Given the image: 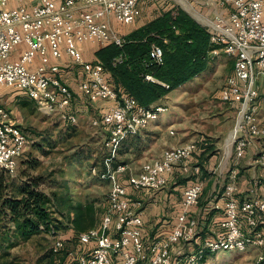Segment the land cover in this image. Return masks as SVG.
I'll return each instance as SVG.
<instances>
[{"label": "built area", "instance_id": "obj_1", "mask_svg": "<svg viewBox=\"0 0 264 264\" xmlns=\"http://www.w3.org/2000/svg\"><path fill=\"white\" fill-rule=\"evenodd\" d=\"M140 0H0V86L22 92L45 115H56L67 125L77 117L71 112L73 93L58 77L60 60L68 56L82 69L77 91L89 102L109 101L91 124L102 128L106 137L102 146L107 161L115 158L121 141L145 129L166 113V103L149 107L139 105L127 94H118L108 83L100 63L85 61L79 45L97 48L106 44L120 47L124 37L111 28L109 17L123 25L133 24L141 15ZM227 7L225 16H217L209 27L210 42L232 63L220 92V100L234 109L232 143L236 157L255 141L262 140L264 125L257 115V79H264V9L262 0H220ZM159 46L152 45L149 58L161 62ZM119 61V59H117ZM148 81L152 77L145 75ZM172 134V130H169ZM26 135L0 109V169L15 174L26 149ZM201 142H187L164 148L160 155L144 162L139 170L119 163L101 176L109 183L106 209L96 227L76 234V248L68 253L71 264H176L173 248L191 243L198 237L199 222L192 214L202 192L199 180L183 191L181 210L165 238L145 244L142 237V203L131 192H154L167 185L175 170L197 173L192 158ZM264 159V151L260 152ZM236 171L219 195L223 202L222 220L213 235L200 237L197 247L188 252L186 264H198L207 253L222 250L239 252L264 247V183L254 179L247 196L237 197ZM215 208H218L215 206ZM87 245H91L87 248ZM63 242L56 238L52 252L57 254ZM258 252L256 264L263 260Z\"/></svg>", "mask_w": 264, "mask_h": 264}, {"label": "rangeland", "instance_id": "obj_2", "mask_svg": "<svg viewBox=\"0 0 264 264\" xmlns=\"http://www.w3.org/2000/svg\"><path fill=\"white\" fill-rule=\"evenodd\" d=\"M183 1L186 4L193 2V0ZM164 6L166 7V3ZM181 7L179 3V8ZM185 7L187 8L186 5ZM187 14L192 17L189 13ZM192 19L210 29L211 24L206 25L203 21L193 17ZM109 22L112 29L124 35L148 21L143 18L126 26L116 22L113 17H109ZM93 48L96 46L91 47V51ZM231 66V60L219 52L210 57L204 72L186 85L169 92L166 98L168 109L157 119L159 121L161 117L171 114L166 120V132L170 129L172 134L166 133L167 136L183 137L188 142H204L209 146L207 152L210 154L217 146L221 160L235 156L229 136L233 131L236 114L233 108L219 98ZM257 82L258 88L260 86L258 99L260 98L264 103V79L258 78ZM15 98L17 102L13 106L0 105V107L10 116L13 123L20 126L26 135L27 143L15 174L6 175L0 170V178H4V190L1 195L14 196L30 177L43 176L40 186L43 192L47 195L52 192L62 195L68 200V204L81 203L89 206L93 223L87 229L96 227L106 209L105 196L109 189L108 181L101 175L119 163L128 164L134 168L139 167L138 162L140 163L143 150L138 148V144L136 146L137 142H132L133 135H131L121 141L115 158L107 161L108 153L102 146L106 133L102 128L91 124V120L98 117L99 109L86 100L79 103L76 109L73 105L71 106V112L76 115L77 121L73 125H67L56 115H45L40 112L35 103L24 96L16 94ZM245 167L242 165L240 169H237L242 172ZM186 175H188L187 178L196 177L192 173H186ZM219 195L220 193L218 198ZM205 196L206 193L200 194L197 206L201 205ZM51 210L54 216L62 221L61 228L54 232L28 237L15 233L8 218L0 215V260L6 259L12 264H71L68 253L76 248L77 234L71 223L73 213L61 215L54 205ZM193 216L195 217L194 214ZM198 234L191 243L179 244L177 251L180 255L174 257L176 264H186L184 257L188 251L197 247L201 240L200 236L214 233L205 229L200 230L199 226ZM56 238L62 240L63 250L54 255L52 245ZM260 251L264 257V247L248 249L244 252L222 250L207 253L198 264H256V256ZM259 264H264V258Z\"/></svg>", "mask_w": 264, "mask_h": 264}, {"label": "trees", "instance_id": "obj_3", "mask_svg": "<svg viewBox=\"0 0 264 264\" xmlns=\"http://www.w3.org/2000/svg\"><path fill=\"white\" fill-rule=\"evenodd\" d=\"M123 37L124 43L120 47L106 44L97 48L93 61L101 64L108 83L118 94L133 97L143 107L155 104L172 90L204 72L210 59L209 53L219 49V45L210 42L209 30L178 6L165 8ZM152 45L161 49L160 63L149 58ZM145 75L151 76L153 81L146 80ZM208 149L209 146L201 142L192 162L201 158ZM43 178L40 175L30 177L14 196L1 195L4 178H0V215L8 218L15 233L28 237L59 230L63 223L54 216L51 210L53 205L61 215L73 213L71 223L76 233L92 225L89 206L68 204L67 199L55 192L47 195L40 189ZM0 264L12 262L5 259L0 260Z\"/></svg>", "mask_w": 264, "mask_h": 264}, {"label": "crops", "instance_id": "obj_4", "mask_svg": "<svg viewBox=\"0 0 264 264\" xmlns=\"http://www.w3.org/2000/svg\"><path fill=\"white\" fill-rule=\"evenodd\" d=\"M190 2L191 3L187 2L186 4L183 0H140L139 5L141 8V15L136 21L143 18L149 21L156 17L165 8L167 9L170 6H175V4L179 7V3L182 5L181 8L183 10L189 13L196 20L203 21L206 25L212 24L217 16H225L228 11L227 7L220 6V0H193V2ZM262 2L264 9V0H262ZM165 3L166 7L164 6ZM190 8L191 10H189ZM91 47L95 46L89 44L79 45L85 61L94 60L93 53L97 47L93 48L92 51L90 49ZM49 60L50 62L57 61L59 63L60 71L58 77L73 93V101L71 104L76 109L79 103L86 100L77 91L76 87V83L81 76L82 69L79 66L74 65L72 60L65 54L62 55L60 60H55L51 56ZM187 83L183 84V86ZM258 89H260V86ZM12 91L15 92L16 90L0 86V105L13 106V104L17 102V99L15 98L16 94L27 98L20 91H16L15 93ZM168 94L156 103H166ZM87 102L89 104H93L99 109L97 112L98 114L110 104L109 101H97L95 103H91L89 101ZM0 109L2 108L0 107ZM170 115L168 114L167 116L165 115L161 117L159 121L156 120L154 122H150L145 129L133 135L132 142H137L136 146L138 144V148L143 150L141 151L142 157L140 158V163L138 162V165L141 166V164L144 163L143 161H150L158 157L164 148L182 145L188 142L183 137L171 138L167 136L170 135L168 134L170 129H168V127V132H166V120ZM257 115L260 124L264 125V103L260 100V98L257 101ZM9 117L10 116L7 114V118L11 121V118ZM217 149H219V147L216 146L212 154H210V152H205L201 158L193 160V164L197 165L199 169L197 173H192V175L196 176L195 178H187L188 175H186V173L184 174L179 172V170H175L170 176L167 185L162 189L154 192H131L130 197L134 200H139L142 203V237L145 244H148L155 238H165L171 232L176 223L177 215L181 210L182 193L192 181L199 180L202 184L201 194L206 193L204 200L201 201V205L192 208L193 214L198 219L200 230L205 229L212 233L217 230L218 223L223 217V202H221L218 198V194L221 193L224 186L230 182L229 174H227L229 169L232 168L231 170H235L238 174H236L235 178V184L237 187L236 195L238 199H243L247 196L254 179H258L264 183V159H260L259 156L260 152L264 151L262 140L255 141L253 145L246 148L240 157L233 156L231 159L225 157L226 159L223 158L221 160L220 152L217 151ZM242 165L246 167L245 170L241 172L238 169H240V166ZM139 167H133V169L139 170ZM215 206L218 208H215ZM206 236L210 235L205 234L203 237ZM200 237L202 238V236ZM178 246L179 245L173 248V258L180 255V252L177 251L179 250ZM90 247L91 245H87V248ZM191 251L193 250L188 252ZM175 258L174 261H176Z\"/></svg>", "mask_w": 264, "mask_h": 264}, {"label": "bare ground", "instance_id": "obj_5", "mask_svg": "<svg viewBox=\"0 0 264 264\" xmlns=\"http://www.w3.org/2000/svg\"><path fill=\"white\" fill-rule=\"evenodd\" d=\"M232 136H233V133L231 132V134L229 136L230 141L232 140Z\"/></svg>", "mask_w": 264, "mask_h": 264}]
</instances>
